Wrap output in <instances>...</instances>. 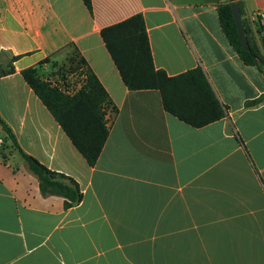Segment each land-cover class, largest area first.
Instances as JSON below:
<instances>
[{
  "label": "crops",
  "instance_id": "obj_1",
  "mask_svg": "<svg viewBox=\"0 0 264 264\" xmlns=\"http://www.w3.org/2000/svg\"><path fill=\"white\" fill-rule=\"evenodd\" d=\"M264 54V0H234ZM230 0H0V117L18 146L83 193L43 196L0 122V264H264V74L225 35ZM143 15L157 69L202 67L223 119L195 128L156 89L130 90L101 36ZM83 59L109 94V137L90 166L25 81ZM14 57H18L14 59Z\"/></svg>",
  "mask_w": 264,
  "mask_h": 264
},
{
  "label": "trees",
  "instance_id": "obj_2",
  "mask_svg": "<svg viewBox=\"0 0 264 264\" xmlns=\"http://www.w3.org/2000/svg\"><path fill=\"white\" fill-rule=\"evenodd\" d=\"M90 12L92 0H83ZM232 2L218 6L222 29L230 44L247 65L257 66L264 74V54L249 39L248 23L243 20L251 51L241 45L237 24L232 13ZM242 11V8H241ZM243 12V11H242ZM264 30L259 25V32ZM101 36L110 52L126 86L132 90H159L165 110L179 120L195 128L207 126L228 115V107L221 103L207 74L202 67L188 70L176 76H169L166 71L157 69L154 64L149 35L143 15H134L122 22L105 27ZM264 48V37H262ZM256 55L257 59L253 57ZM18 57H14L17 59ZM79 63L80 75L84 84L74 93L68 90L72 83L66 80L51 83L43 79L37 68L22 70V75L29 86L48 108L55 120L62 127L77 150L90 166H95L109 137L106 110L112 107L116 112L109 94L95 73L83 59ZM14 72L0 70V77ZM264 101V94L249 101L248 106ZM8 138L21 151L29 170L39 180L43 196H60L64 198L66 209L78 204L83 199L79 183L72 177L49 169L35 157L26 154L17 144L10 127L0 117Z\"/></svg>",
  "mask_w": 264,
  "mask_h": 264
},
{
  "label": "rangeland",
  "instance_id": "obj_3",
  "mask_svg": "<svg viewBox=\"0 0 264 264\" xmlns=\"http://www.w3.org/2000/svg\"><path fill=\"white\" fill-rule=\"evenodd\" d=\"M74 61H75L74 58H69L67 59V61L63 63H55L54 65H52L53 70L51 74L47 76V78L50 79L51 77L52 78L51 83L53 84L59 81L63 83L62 82L63 80H66L67 83L79 82L80 81V71L82 69L78 68L79 63L74 62Z\"/></svg>",
  "mask_w": 264,
  "mask_h": 264
},
{
  "label": "water",
  "instance_id": "obj_4",
  "mask_svg": "<svg viewBox=\"0 0 264 264\" xmlns=\"http://www.w3.org/2000/svg\"><path fill=\"white\" fill-rule=\"evenodd\" d=\"M231 6H232V13H233V16L237 24V29H238V34H239L241 45L244 49L251 51V45L249 43V40L246 34V28L243 23V17H242L240 5L237 2H232ZM253 57L257 59L255 54L253 55Z\"/></svg>",
  "mask_w": 264,
  "mask_h": 264
},
{
  "label": "built area",
  "instance_id": "obj_5",
  "mask_svg": "<svg viewBox=\"0 0 264 264\" xmlns=\"http://www.w3.org/2000/svg\"><path fill=\"white\" fill-rule=\"evenodd\" d=\"M84 76H81L80 75V81L79 82H77V83H72L71 85H70V88H69V92L70 93H74L75 91H77L78 89H80L81 87H82V85L84 84ZM71 80H72V78H71ZM74 82V81H73ZM112 112H114V110H113V108L110 106V107H108V109L106 110V119H107V121L109 122V115H110V113H112ZM0 143H2V140H0Z\"/></svg>",
  "mask_w": 264,
  "mask_h": 264
}]
</instances>
